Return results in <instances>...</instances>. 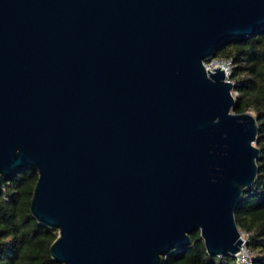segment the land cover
I'll list each match as a JSON object with an SVG mask.
<instances>
[{"label": "water", "instance_id": "1", "mask_svg": "<svg viewBox=\"0 0 264 264\" xmlns=\"http://www.w3.org/2000/svg\"><path fill=\"white\" fill-rule=\"evenodd\" d=\"M263 27L264 0H0V193L36 172L54 260L163 264L196 229L234 257L256 111L203 61Z\"/></svg>", "mask_w": 264, "mask_h": 264}, {"label": "trees", "instance_id": "2", "mask_svg": "<svg viewBox=\"0 0 264 264\" xmlns=\"http://www.w3.org/2000/svg\"><path fill=\"white\" fill-rule=\"evenodd\" d=\"M214 51V57L231 59L234 110L252 107L256 111L257 175L243 189L234 215L236 224L247 234L245 243L252 264H264V27L246 37L228 38ZM36 181V172L25 167L4 183L0 193V264H61L48 248L57 231L40 224L30 213ZM191 237L188 245L168 250L163 264H237L229 254H209L199 229L193 230Z\"/></svg>", "mask_w": 264, "mask_h": 264}, {"label": "built area", "instance_id": "3", "mask_svg": "<svg viewBox=\"0 0 264 264\" xmlns=\"http://www.w3.org/2000/svg\"><path fill=\"white\" fill-rule=\"evenodd\" d=\"M219 62L224 64L225 67L223 68L219 64ZM203 64L205 66V69H208V70H212V68L215 66H219V67L223 68L225 71V80L231 81V79L229 77V73L231 71V68H230L231 59L230 58L229 59H221V58L213 56L209 60H204ZM232 93H233V90H232ZM241 237H242V240H244V241L241 244L239 250L234 253V260L236 261L237 264H252L251 253L247 249L246 243H245L247 234L245 232L241 231Z\"/></svg>", "mask_w": 264, "mask_h": 264}, {"label": "bare ground", "instance_id": "4", "mask_svg": "<svg viewBox=\"0 0 264 264\" xmlns=\"http://www.w3.org/2000/svg\"><path fill=\"white\" fill-rule=\"evenodd\" d=\"M219 64L224 68L225 66H224V64H222V63H220L219 62ZM204 65V64H203ZM204 68H205V66H204ZM207 70V69H206ZM212 70H214V69H212ZM212 70H209V71H212Z\"/></svg>", "mask_w": 264, "mask_h": 264}, {"label": "rangeland", "instance_id": "5", "mask_svg": "<svg viewBox=\"0 0 264 264\" xmlns=\"http://www.w3.org/2000/svg\"><path fill=\"white\" fill-rule=\"evenodd\" d=\"M256 144V143H255ZM241 230V229H240ZM242 231V230H241Z\"/></svg>", "mask_w": 264, "mask_h": 264}]
</instances>
